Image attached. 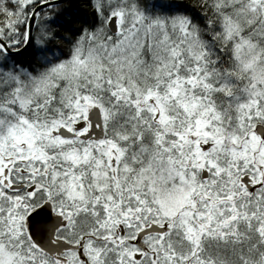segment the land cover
Returning a JSON list of instances; mask_svg holds the SVG:
<instances>
[{
	"label": "snow or ice",
	"instance_id": "obj_1",
	"mask_svg": "<svg viewBox=\"0 0 264 264\" xmlns=\"http://www.w3.org/2000/svg\"><path fill=\"white\" fill-rule=\"evenodd\" d=\"M0 264H264V0H0Z\"/></svg>",
	"mask_w": 264,
	"mask_h": 264
}]
</instances>
